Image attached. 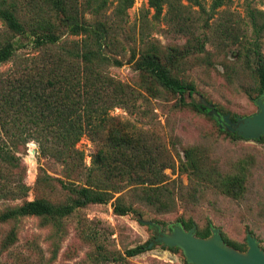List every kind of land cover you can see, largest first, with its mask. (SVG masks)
I'll return each mask as SVG.
<instances>
[{
  "label": "rangeland",
  "instance_id": "374dc122",
  "mask_svg": "<svg viewBox=\"0 0 264 264\" xmlns=\"http://www.w3.org/2000/svg\"><path fill=\"white\" fill-rule=\"evenodd\" d=\"M101 1L76 0L85 24L99 20L111 29L104 52L122 65L111 64L108 71L130 87V104L111 110L114 128L119 136L148 146L156 166L146 173L152 182L169 184L176 206L161 210L142 203V194L134 191L140 184L125 177L115 181L123 189L109 203L76 210L64 220L62 231L37 217L0 225V264H187L182 251L155 242L157 233L173 235L184 221L196 231L213 234L219 229L240 249L229 248L242 256L249 249L248 235L264 251V140L230 136L225 122L226 116L236 123L257 114V100L264 98L257 72L264 65V0H228L216 9L214 0H202V7L168 0L158 19L148 0H134L121 16L115 14L116 0H107L95 19L89 2ZM0 37H14L2 21ZM63 39L76 38L67 34ZM147 54H156L173 78L193 85L195 92L181 98L138 70L137 62ZM78 148L84 159L77 168L39 154L34 140L17 146L21 166L15 178L29 191L22 198L0 200V212L34 199L55 205L69 202L66 185H85L93 156L106 149L88 137ZM114 204L131 207L132 212L116 214ZM12 229L17 239L2 254L1 243ZM145 244L146 252L126 256L127 250Z\"/></svg>",
  "mask_w": 264,
  "mask_h": 264
},
{
  "label": "trees",
  "instance_id": "16d2710c",
  "mask_svg": "<svg viewBox=\"0 0 264 264\" xmlns=\"http://www.w3.org/2000/svg\"><path fill=\"white\" fill-rule=\"evenodd\" d=\"M187 1L202 7V0ZM227 1L214 0L213 8L221 7ZM116 2L117 16L134 5V0ZM167 2L148 0L150 9L155 12L154 18L163 15ZM106 3L107 0L96 5L89 2L88 7L95 19H99ZM0 21L14 35L11 38L0 37V68L21 58L13 68L0 71V200L22 198L29 191L26 184L17 183L15 178V171L21 166L17 146L34 140L39 154L51 155L57 161L72 163L77 168L84 159L83 152L78 148L83 137L106 147L93 156L92 167L86 172L85 185H66L71 194L69 202L55 205L44 199L25 201L18 207L0 212V225L37 217L53 223L57 232L62 231L64 220L76 210L91 204L109 203L114 194L123 189L115 181L125 177L140 184L134 191H140L142 203L161 210L173 209L177 197L169 184L152 182L146 173L147 168L151 169L156 163L152 152H148V146L119 136L114 128L111 110L126 108L131 102V93L129 86L108 71L111 64L122 65L121 61L104 52L111 29L99 20L85 24L76 0H0ZM253 25L260 28L257 22ZM67 34L76 39H63ZM15 37L18 39L15 40ZM22 50L36 54L23 56ZM136 67L148 72L164 88L181 98L195 92L193 85L173 78L156 54L145 55ZM257 72L259 92L263 93L264 65ZM192 105L195 110L201 111L200 104L193 102ZM227 134L243 139L230 131ZM263 140L264 137L257 141ZM141 151H145L146 158ZM158 169L162 170L161 167ZM114 211L119 215H128L132 208L114 204ZM183 226L187 231L192 228L191 223L186 221ZM17 236L16 229L8 233L1 243L2 254ZM197 236L208 238L211 231H197ZM222 237L227 245L240 249L225 236ZM160 245L171 251H182ZM146 251L147 244L131 248L125 254L132 258Z\"/></svg>",
  "mask_w": 264,
  "mask_h": 264
},
{
  "label": "water",
  "instance_id": "95a60500",
  "mask_svg": "<svg viewBox=\"0 0 264 264\" xmlns=\"http://www.w3.org/2000/svg\"><path fill=\"white\" fill-rule=\"evenodd\" d=\"M257 106V114L239 118L236 123L226 116L228 130L245 140H259L264 137V99H258ZM31 152L36 153V149ZM155 242L169 248L181 249L188 264H264V251L251 235L247 236L249 249L246 256L232 251L224 242L219 229L213 230L210 237L201 238L197 236L195 228L187 231L184 226H177L173 235L157 233Z\"/></svg>",
  "mask_w": 264,
  "mask_h": 264
},
{
  "label": "flooded vegetation",
  "instance_id": "af4514ba",
  "mask_svg": "<svg viewBox=\"0 0 264 264\" xmlns=\"http://www.w3.org/2000/svg\"><path fill=\"white\" fill-rule=\"evenodd\" d=\"M260 99H264V98H260Z\"/></svg>",
  "mask_w": 264,
  "mask_h": 264
}]
</instances>
